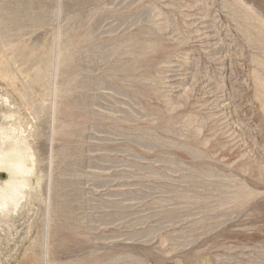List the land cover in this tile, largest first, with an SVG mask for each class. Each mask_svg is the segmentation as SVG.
Here are the masks:
<instances>
[{"label":"rangeland","instance_id":"obj_1","mask_svg":"<svg viewBox=\"0 0 264 264\" xmlns=\"http://www.w3.org/2000/svg\"><path fill=\"white\" fill-rule=\"evenodd\" d=\"M0 264H264V0H0Z\"/></svg>","mask_w":264,"mask_h":264},{"label":"bare ground","instance_id":"obj_2","mask_svg":"<svg viewBox=\"0 0 264 264\" xmlns=\"http://www.w3.org/2000/svg\"><path fill=\"white\" fill-rule=\"evenodd\" d=\"M0 166L7 168L13 177L21 176L26 172L23 160L20 155V150L16 147L11 149L9 154L0 158ZM14 177V178H15ZM14 178L6 184L4 189L0 190V203L7 204L8 202L14 201L21 191L24 183L17 181Z\"/></svg>","mask_w":264,"mask_h":264}]
</instances>
